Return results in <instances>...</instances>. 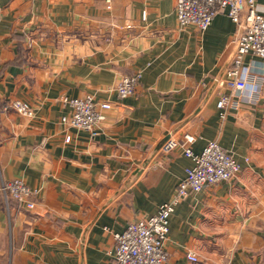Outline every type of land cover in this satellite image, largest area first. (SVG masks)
<instances>
[{
	"label": "crops",
	"instance_id": "crops-1",
	"mask_svg": "<svg viewBox=\"0 0 264 264\" xmlns=\"http://www.w3.org/2000/svg\"><path fill=\"white\" fill-rule=\"evenodd\" d=\"M240 31L226 13L181 27L176 0H0V181L39 188L33 209L0 192V264H114V234L170 200L192 165L186 133L195 153L217 140L242 169L178 203L165 264H264V89L226 119L217 107ZM245 64L264 75L263 59ZM90 94L111 103L95 137L61 120L64 97ZM17 99L33 116L5 108ZM169 135L182 144L165 152Z\"/></svg>",
	"mask_w": 264,
	"mask_h": 264
},
{
	"label": "built area",
	"instance_id": "built-area-1",
	"mask_svg": "<svg viewBox=\"0 0 264 264\" xmlns=\"http://www.w3.org/2000/svg\"><path fill=\"white\" fill-rule=\"evenodd\" d=\"M219 13H226L241 27L232 63L225 73V83L233 93L221 94L217 102L220 117L226 119L229 110H240L244 103L256 104L264 89V75L253 72L245 64V57L250 53L264 60V14L257 10L256 0H176L181 27L191 25L205 31ZM126 24L130 26V23ZM141 75L137 72L123 76L114 88L118 96L133 95ZM247 91L250 94L246 97ZM241 95H245V99ZM63 100L70 105L71 111L62 117V122L95 137L105 119L104 111L111 107V103L99 102L91 94L64 97ZM8 107L28 117L34 113L31 104L20 99L6 103L5 108ZM184 138L187 143L184 144L185 154L192 159V165L187 168L170 200L162 203L154 214L132 221L124 230L114 234V264H165L169 258L165 242L170 231V218L178 203L191 192H199L207 185H218L240 173L239 161L217 140L209 141L200 153H195L190 146L195 137L186 133ZM66 141H71V135H67ZM181 144L179 136L169 135L161 148L168 152ZM0 192L33 209L39 188L29 186L23 178H14L0 181ZM188 259L198 261L195 253H188Z\"/></svg>",
	"mask_w": 264,
	"mask_h": 264
}]
</instances>
